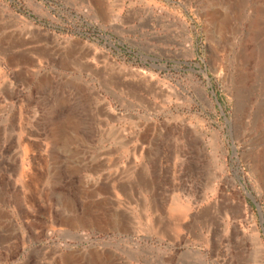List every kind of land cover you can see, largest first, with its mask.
I'll return each mask as SVG.
<instances>
[{
	"label": "rangeland",
	"instance_id": "374dc122",
	"mask_svg": "<svg viewBox=\"0 0 264 264\" xmlns=\"http://www.w3.org/2000/svg\"><path fill=\"white\" fill-rule=\"evenodd\" d=\"M0 264H264V0H0Z\"/></svg>",
	"mask_w": 264,
	"mask_h": 264
},
{
	"label": "bare ground",
	"instance_id": "6f19581e",
	"mask_svg": "<svg viewBox=\"0 0 264 264\" xmlns=\"http://www.w3.org/2000/svg\"><path fill=\"white\" fill-rule=\"evenodd\" d=\"M173 212L179 216V217H183L186 214V209L183 206H176L175 209L173 210Z\"/></svg>",
	"mask_w": 264,
	"mask_h": 264
}]
</instances>
